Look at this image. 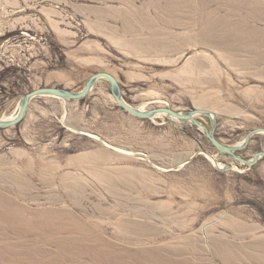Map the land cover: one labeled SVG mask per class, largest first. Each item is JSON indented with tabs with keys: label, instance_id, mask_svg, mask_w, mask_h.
Listing matches in <instances>:
<instances>
[{
	"label": "rangeland",
	"instance_id": "obj_1",
	"mask_svg": "<svg viewBox=\"0 0 264 264\" xmlns=\"http://www.w3.org/2000/svg\"><path fill=\"white\" fill-rule=\"evenodd\" d=\"M100 72L137 109L211 111L238 145L264 128V0H0V119ZM0 264H264V157L132 118L106 81L35 98L0 130Z\"/></svg>",
	"mask_w": 264,
	"mask_h": 264
},
{
	"label": "water",
	"instance_id": "obj_2",
	"mask_svg": "<svg viewBox=\"0 0 264 264\" xmlns=\"http://www.w3.org/2000/svg\"><path fill=\"white\" fill-rule=\"evenodd\" d=\"M98 81H106L108 83L109 93L115 101L118 109L132 118H135L137 120L150 121L158 116H166L171 123H174V121H176L184 125L194 127L203 133L204 137L207 139L211 147L215 151H217L218 154L225 155L230 160L238 162L248 168L255 166L258 163L259 159L264 157V151L256 153L251 160H245L238 156V153L246 149L254 136L260 134L264 135V128H258L248 132L243 141L238 145H225L218 141L215 137L214 133L216 128V117L211 111L195 109L180 113L172 109L161 107L148 110L137 109L130 106L124 101L119 82L114 76L106 72H100L90 76L86 80L83 89L79 92L55 87H41L28 92L21 97L19 101L18 112L14 117L10 119H0V130L11 129L19 125L24 120L30 102L33 99L39 97H50L62 101L81 102L90 95L95 84ZM201 116L208 119L209 127H206L198 120V117ZM231 167L232 166L230 164H225L223 167V171H229L231 170Z\"/></svg>",
	"mask_w": 264,
	"mask_h": 264
},
{
	"label": "bare ground",
	"instance_id": "obj_3",
	"mask_svg": "<svg viewBox=\"0 0 264 264\" xmlns=\"http://www.w3.org/2000/svg\"><path fill=\"white\" fill-rule=\"evenodd\" d=\"M210 4V3H209ZM34 255V254H33ZM25 261V260H24Z\"/></svg>",
	"mask_w": 264,
	"mask_h": 264
}]
</instances>
